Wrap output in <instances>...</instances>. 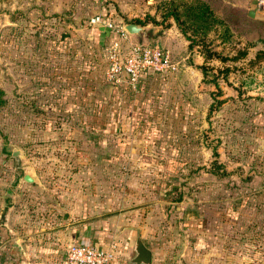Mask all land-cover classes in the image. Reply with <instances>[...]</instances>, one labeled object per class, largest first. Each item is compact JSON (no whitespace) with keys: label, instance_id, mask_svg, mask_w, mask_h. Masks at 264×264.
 Returning <instances> with one entry per match:
<instances>
[{"label":"rangeland","instance_id":"obj_1","mask_svg":"<svg viewBox=\"0 0 264 264\" xmlns=\"http://www.w3.org/2000/svg\"><path fill=\"white\" fill-rule=\"evenodd\" d=\"M89 1L54 0L56 7L44 9L38 0H0V264H18L24 252L13 243L45 236L59 210H76L89 196L94 208L105 203L108 217L144 211L137 215H147L145 235L167 245L158 264H177L191 240L186 232L195 230V211L206 220L201 252L214 259L210 264H264V57L252 62L264 48V21L247 14L264 11L259 0H202L221 21L204 39L228 58L206 63L215 73L229 66L218 79L224 102L209 111L214 84L189 71L184 84L175 71L147 88V115L136 101L139 89L121 93L116 104L105 87L93 85L98 68L88 52L94 28L111 35L108 23L147 15L160 21L162 0H125L121 8ZM157 38L141 42L155 45ZM202 49L195 44L187 59L182 49L171 57L180 70L198 63ZM214 147L226 174L214 164Z\"/></svg>","mask_w":264,"mask_h":264},{"label":"crops","instance_id":"obj_2","mask_svg":"<svg viewBox=\"0 0 264 264\" xmlns=\"http://www.w3.org/2000/svg\"><path fill=\"white\" fill-rule=\"evenodd\" d=\"M127 1V0H126ZM169 1V0H166ZM97 2V1H96ZM114 4L115 8H121L122 3H125V0H105V3ZM68 2H66L67 4ZM100 3V2H99ZM38 5H40L44 9H53L56 7L54 0H38ZM65 3L60 4V8H64ZM101 4V3H100ZM126 4V3H125ZM87 6H90V1L88 0ZM121 10V9H119ZM251 9H248L247 14ZM124 15V14H123ZM249 15V14H248ZM102 15H94L91 17V21H97ZM126 16V15H125ZM122 17V16H121ZM128 17V15L126 16ZM250 17V16H249ZM140 19H144L142 17H137ZM158 21V17H155ZM170 26H168L164 30H159L157 28L154 31L147 29V33L149 34L148 38L158 37L159 39L158 45L166 50H168L172 57L175 56L176 52L179 50H184L183 59H187V49H188V41L184 34L178 29L176 23L172 17L166 20ZM147 25L152 24L156 27H159V24H154L151 21L146 23ZM149 28V27H147ZM96 29V30H95ZM94 36V44L91 45L90 58L88 56V62L94 64L93 69L98 68L96 71H92L94 73L93 76L100 78L105 82L101 87H105L107 91L110 93L109 97H112V100L118 104L121 103V91L117 88H114L111 84L107 83L105 78V69H106V61L108 56V49L110 48L113 40V36L109 35V33H103L97 28L93 29L92 32ZM132 40V36L130 37ZM135 38V37H134ZM147 38V37H146ZM135 40V39H134ZM91 42V41H89ZM181 48V49H180ZM247 55V50H244ZM259 51H264V48L259 49L254 57L252 62H262L261 59L264 55H261L259 60H256V54ZM199 54L200 59L196 60L199 64L203 63V57ZM229 68V66L221 67L220 69ZM192 72L194 76H198L200 79L201 72L200 70L186 62L183 65V68L179 70V66L177 72L179 77L184 76V84L186 83L185 74L187 72ZM184 73V74H182ZM168 74H158L153 71H146L145 74L142 75L139 85V93L136 95L138 98L140 106L144 107V112L147 115L149 110V94H147V88L155 82L159 81V75L162 79H166L169 76ZM181 74V75H180ZM100 79V80H101ZM168 79H171L170 76ZM201 80V79H200ZM151 93V92H150ZM132 101V100H131ZM131 103V102H130ZM136 103L132 102V105ZM104 113V112H103ZM145 115V116H146ZM87 203L83 204L81 207L76 208V210H72L67 208L66 210H59L57 213V220H53L51 224L46 226V234H37L35 237H30L28 240L29 244L25 243V251L23 254L19 256L18 264H66L65 263V249L67 245L71 242H84L95 244L105 249H111L114 253V258L111 264H132L130 260L135 255L133 246L136 239V230L140 231V237L143 244L148 247L151 251V262L150 264H158V260L162 258V256L166 252V242L161 238H158L156 234L145 235V224L143 220H146V214L142 213V221L138 217L137 214L144 211L131 210L132 212H122L118 211V214L114 216L108 217L107 215V207H105V203L102 206L98 205V209L92 207L89 198L86 197ZM82 200H85L83 195ZM180 208V207H179ZM72 210V211H71ZM182 211V210H181ZM61 212V213H60ZM168 211H164L166 215ZM182 211V216L187 213ZM192 212V211H191ZM178 213V212H177ZM198 217V219L192 217V221L196 223L194 232L188 231L186 232V236H188L190 241L186 240L185 247L183 250V254L180 259L176 262L177 264H210L214 263V259L208 257L207 255L201 252L204 248L205 244V228H206V220L204 222L202 214L192 212V216ZM179 214V218L181 217ZM91 216L94 217L93 221ZM169 216V214H168ZM82 219V220H81ZM186 219V218H185ZM187 220V219H186ZM193 223L191 220H189ZM187 222V221H185ZM182 225V224H181ZM186 225V224H185ZM194 226V225H192ZM189 229V228H188ZM147 231H150L147 229ZM193 231V230H192ZM33 239V240H32ZM163 240V241H159ZM157 242V243H156ZM155 243V244H154ZM193 251V254H192ZM201 252V253H199ZM157 254V256L155 255ZM198 254V255H197ZM193 256V257H192ZM192 258V259H191ZM8 264H13L11 261H7Z\"/></svg>","mask_w":264,"mask_h":264},{"label":"built area","instance_id":"obj_3","mask_svg":"<svg viewBox=\"0 0 264 264\" xmlns=\"http://www.w3.org/2000/svg\"><path fill=\"white\" fill-rule=\"evenodd\" d=\"M258 7L264 9V0L258 1ZM113 36L108 49V65L105 70L106 81L112 86H125L137 91L140 80L146 71L158 74L174 73L178 63L172 60L168 50L151 44L131 41L123 25L108 23ZM114 253L95 244L71 242L65 249L66 264H111Z\"/></svg>","mask_w":264,"mask_h":264},{"label":"trees","instance_id":"obj_4","mask_svg":"<svg viewBox=\"0 0 264 264\" xmlns=\"http://www.w3.org/2000/svg\"><path fill=\"white\" fill-rule=\"evenodd\" d=\"M162 3L159 4V8L162 10V17L160 21H157L155 17L151 15H147L145 19L135 18L131 20H127L130 23H136L140 25H145L147 22L151 21L154 24H161V22L165 23L168 18L172 17L178 27V29L185 35L187 40H189L188 48L192 51L193 45H201L202 46V53L203 59L205 60L204 63H195L190 61L195 67H197L203 75V81L214 84V86L218 89L216 93H213V102L209 106V111L214 109V106L221 105L224 102V99H218L221 96V87L218 83V79L220 74L223 73V76H226L229 68L218 69L215 73L213 68L207 66V60L218 58L221 61L228 60L227 57L221 55V53L217 51L210 50L206 47L205 37L209 35L211 31H213L221 21L215 16L211 7L203 2L202 0H169L165 1L162 0ZM126 20V19H125ZM122 25V23H121ZM120 26V25H119ZM205 47V48H204ZM241 55L245 54V51L240 53ZM261 55H264V51H259L256 54V60L261 58ZM233 59H235L233 57ZM86 64V62H85ZM92 70V65L88 66L86 72ZM148 72V71H147ZM91 82H94L93 85L96 88H100L104 83V81L100 78L101 76L95 77L91 76ZM223 78V77H222ZM101 79V80H100ZM102 88V87H101ZM121 92H132L125 86H114ZM4 91L0 88V106L5 103V99L3 98ZM218 151L214 147L213 148V155L215 157L214 164H216V168L220 169L223 174H226L225 167L219 163L216 159L218 156ZM171 189H175L172 187ZM175 201H181V195L174 199ZM171 207V206H169Z\"/></svg>","mask_w":264,"mask_h":264},{"label":"water","instance_id":"obj_5","mask_svg":"<svg viewBox=\"0 0 264 264\" xmlns=\"http://www.w3.org/2000/svg\"><path fill=\"white\" fill-rule=\"evenodd\" d=\"M248 14L251 18L264 21V11L260 8L252 9L249 11ZM123 28L125 31H127L129 35L131 36L136 35L140 40L138 41L139 43H143L141 42L142 37L146 38L149 36L144 26H141L136 23H126L123 25ZM12 155L16 160H18V151L16 149L12 151ZM23 179L29 183H32L34 181V179L29 174H24ZM10 194H11V190L7 189L5 198H8ZM12 248L14 251H17L18 253H23L25 251V245L17 242L13 243ZM133 250L135 255L130 260L132 264H150L151 251L148 247H146L143 244L140 237V232L138 230H136V239L133 246Z\"/></svg>","mask_w":264,"mask_h":264}]
</instances>
